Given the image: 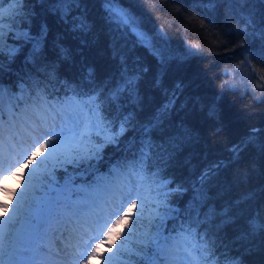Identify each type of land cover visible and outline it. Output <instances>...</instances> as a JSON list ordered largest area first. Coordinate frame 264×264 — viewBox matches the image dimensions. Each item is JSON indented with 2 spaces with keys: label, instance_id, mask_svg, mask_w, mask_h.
I'll return each mask as SVG.
<instances>
[{
  "label": "trees",
  "instance_id": "1",
  "mask_svg": "<svg viewBox=\"0 0 264 264\" xmlns=\"http://www.w3.org/2000/svg\"><path fill=\"white\" fill-rule=\"evenodd\" d=\"M235 1L244 5L243 20H238L237 15L230 16L228 10L229 6L233 7V0H215L214 7L208 6V0H119L141 22L142 30L153 37L154 44L167 54L168 59L161 65L131 32L118 30L107 21L103 0H82L90 25L84 34L73 32L46 5L26 0L32 6L26 9L31 13V33L37 35L40 25L46 24L48 37L42 58L35 65L26 62L30 44L23 46L11 64L5 60L6 70L0 72V84L6 90L2 114L7 119L11 111H18L17 105L23 108L29 94L34 96L38 88L51 101L71 97L73 89L90 95L99 93L103 116L107 121H115L113 130L118 129L124 117L130 116V120L127 130L119 137V145L105 146L103 158L92 162L96 169L84 172L82 177L78 175L77 183H91L94 171L106 174L118 161L138 158L142 142L150 139L155 146L150 170H159L161 179L170 181L169 203L181 211L188 207L192 187L199 186L205 169L222 162L216 175L207 181L206 201L201 208L202 212L214 208L219 215L213 221L215 227L202 224L200 231L208 228L214 233L219 260H224L222 254L226 253L241 264H264V242L259 235L251 242L239 239L241 232L247 230L248 217L258 212L264 214V152L259 147L264 144V100L255 93L258 85L264 94V59L261 58L264 0ZM0 2L5 8L11 0ZM226 15L228 19L224 20ZM148 21L156 28L154 34L144 26ZM229 29H234L239 48L252 53L245 68L240 65L238 75L224 72L229 63L219 55L227 51L220 43ZM170 32L178 40L186 37L188 45L169 47L162 37H169ZM8 43L19 42L9 38ZM58 45L67 50L66 56L61 55ZM89 69L93 71L91 78ZM133 74L139 76L140 99L126 94H121L118 100L109 99L110 90L122 76ZM158 75H162V82L157 87ZM173 92L175 104L165 114L162 106ZM10 94L23 99L13 100ZM254 96L259 99H253ZM210 105L216 108L215 118L208 114ZM151 107L154 116L145 124L142 116L151 113ZM157 117L159 123L152 126ZM248 137H253V142L241 151L238 163L232 162L230 149ZM67 167L72 170L71 165ZM84 167L82 164L81 169ZM63 175L62 169L57 171L61 183ZM226 211L236 215L232 222L222 224ZM168 224L171 227L173 221L169 220ZM126 237L127 233L118 247Z\"/></svg>",
  "mask_w": 264,
  "mask_h": 264
},
{
  "label": "snow or ice",
  "instance_id": "2",
  "mask_svg": "<svg viewBox=\"0 0 264 264\" xmlns=\"http://www.w3.org/2000/svg\"><path fill=\"white\" fill-rule=\"evenodd\" d=\"M11 2L15 8L6 14L0 11V72L6 70L5 60L11 64L25 44L31 45L26 62L35 65L37 59L42 58L48 37L46 24L40 25L37 35L31 33V13L26 9L32 6L26 0ZM37 2L41 6L46 5L53 16L70 25L73 32L84 34L90 30L82 0ZM208 6L214 7L215 0H208ZM103 8L110 24L118 30L131 32L161 65L165 64L167 54L154 44L153 37L142 30L137 17L122 7L119 0H103ZM5 15L7 32L3 27ZM9 38L19 43H8ZM58 47L61 55L66 56L67 50ZM261 58L264 59V49L261 50ZM92 75L93 71L89 69V78ZM161 82L162 75H158L155 86H160ZM176 87L180 88V85ZM5 91L0 84V113ZM121 94L137 101L140 99L138 75L122 76L110 90L108 98L118 100ZM10 95L13 100L23 99L22 96ZM175 95L173 92L162 106L163 113L174 106ZM101 104L99 93L90 95L73 89L71 97L51 101L38 88L34 96L29 94L23 108L17 105L18 111L10 112L7 131L0 116V191H8L3 187L7 175H15L25 166L33 165L38 154L46 153L29 173L28 186L20 192L12 216L8 220L0 217V264H44L38 249L44 240L46 227L53 219L69 225L70 235L75 239V244L70 246L75 251L66 252V256L71 258L69 264H80L81 260L83 264H90L100 254L101 245H107L109 253H112L107 257V264H241L240 260L230 258L226 253L222 254L225 259L219 260L215 253L214 233L208 228L200 231L202 224L215 227L213 221L219 215L214 208L210 207L206 212L201 208L206 201L207 181L216 175V169L222 166V162L209 166L201 174L199 186L193 185L192 199L183 211L169 203L167 185L170 181L161 179L159 170H150L149 161L155 147L150 139L142 142L138 158L118 161L106 174L94 171L91 183H77L78 175L82 177L84 172L96 169L92 162L103 158L104 147L119 145V137L127 130L130 116L124 117L118 129L113 130L115 121H107ZM208 114L216 117L214 105L209 106ZM158 123L159 117L152 126ZM148 130L146 127L145 131ZM253 140V137H248L233 145L231 161L238 163L241 151ZM259 147L264 152V144ZM5 161H8L7 167ZM82 164L86 167L81 169ZM68 165L72 166L71 171ZM13 167L15 172L11 171ZM61 169L64 172L62 183L57 177V171ZM76 169L81 170L77 173ZM138 205V213L129 226L130 213ZM9 207L0 201V209L5 213ZM235 215V212L226 211L221 223L232 222ZM169 220L173 221L171 227ZM121 226L128 228L127 237L116 248L114 240L120 235L118 229ZM258 235L264 242V214L259 212L248 217L247 230L241 232L239 239L251 242Z\"/></svg>",
  "mask_w": 264,
  "mask_h": 264
},
{
  "label": "rangeland",
  "instance_id": "3",
  "mask_svg": "<svg viewBox=\"0 0 264 264\" xmlns=\"http://www.w3.org/2000/svg\"><path fill=\"white\" fill-rule=\"evenodd\" d=\"M15 7L16 6L11 2L7 7L1 8L0 11H3L6 14L9 9ZM3 27L7 32L8 23L6 15L4 17ZM0 116H2V113H0ZM23 118L24 117L21 115V119ZM8 119L9 117L6 120L4 119L6 131L9 127ZM44 155H46V153L42 152L38 154L36 157V162H34L33 165L25 166L19 172H15V168L13 167L11 171L15 172V175H7V178L3 180V187L8 191L7 193L0 191V201H3L10 207L7 213L0 209V217L8 220L12 216V212L15 208L20 192L24 191L28 186L29 173L32 171V168L35 167V163H38L39 160L43 159ZM7 164L8 161H5L6 167ZM169 190L171 191V189ZM13 193L16 195H13ZM138 209L139 205L137 209H133V212L130 213V217H132V219L129 220V226H131V221L134 222V218L138 213ZM70 232L71 229L69 225L66 223H61L55 219H53V221L47 225L44 240L38 249L44 264H69L71 258L66 256V252L69 250L75 251L74 248H70L71 245L75 244V239L70 235ZM127 232L128 228L125 226H121L118 229V233H120V235L114 240L116 248H118L120 242H123V238L126 236ZM116 248L113 249V252L116 251ZM109 255H112V253H109L108 246L101 245L100 254L96 258H93L90 264H107V257ZM80 264H83L82 260L80 261Z\"/></svg>",
  "mask_w": 264,
  "mask_h": 264
},
{
  "label": "bare ground",
  "instance_id": "4",
  "mask_svg": "<svg viewBox=\"0 0 264 264\" xmlns=\"http://www.w3.org/2000/svg\"><path fill=\"white\" fill-rule=\"evenodd\" d=\"M228 12L230 13V16L231 15L239 16L238 17V20H239V19H242L244 17L243 14L245 12V8H244V5L242 3H239V2H236L235 0H233V7L229 6ZM226 19H228L227 15H226V17H224V20H226ZM238 20H236L235 22L238 23ZM144 26L146 27V30L148 32H150L152 34H154L156 32V28L153 27L154 24H151L149 21L145 22ZM236 26H238V25H236ZM252 31L255 32L254 29ZM234 32H235L234 29H229L228 31H226V35H224L225 40L222 43H220V45L223 46V49H227V51L223 52L219 55L221 57H225L227 59V62L229 63V65H227L224 68V72H233V75H238L239 71H240V65L244 66V68H245V66L247 65V62L248 61L250 62L252 53L248 52L244 49L242 51V49L239 48V46L235 43V37L233 36ZM162 38L164 40L168 41V42H166V44L169 47H173L175 44L179 48H184L188 45V41H187L186 37L185 38L181 37V39L178 40L177 37L172 38L171 32H170L169 37H162ZM253 45H254V43H253ZM240 50H241V52H240ZM239 62L241 64H239ZM260 62L261 61H258V63H260ZM255 89H256L255 93L258 94L260 97H262V99L264 100V94L262 93V88L257 85V86H255ZM171 95H172V93H171ZM253 99L258 100L259 97L254 96ZM150 111H151V113L148 112L147 114H143V116H142V119L144 118L145 124L150 123V121L152 120V117L154 116L155 110L153 107H151Z\"/></svg>",
  "mask_w": 264,
  "mask_h": 264
}]
</instances>
